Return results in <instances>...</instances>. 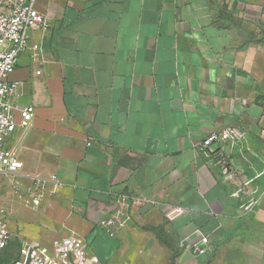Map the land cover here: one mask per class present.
I'll list each match as a JSON object with an SVG mask.
<instances>
[{
  "label": "crops",
  "instance_id": "0c3cea01",
  "mask_svg": "<svg viewBox=\"0 0 264 264\" xmlns=\"http://www.w3.org/2000/svg\"><path fill=\"white\" fill-rule=\"evenodd\" d=\"M37 8L50 28L29 32L7 98L18 118L35 108L8 141L23 164L18 178L49 183L29 215L35 241L74 232L101 264H139L131 238L148 227L177 264H206L253 222L248 206L264 187V0ZM229 126L248 138L210 156L204 140ZM226 160L233 175L222 173ZM113 217L124 225L114 236L99 225Z\"/></svg>",
  "mask_w": 264,
  "mask_h": 264
},
{
  "label": "built area",
  "instance_id": "2783aa9c",
  "mask_svg": "<svg viewBox=\"0 0 264 264\" xmlns=\"http://www.w3.org/2000/svg\"><path fill=\"white\" fill-rule=\"evenodd\" d=\"M39 0H0V187L5 179L13 177L12 183L16 199L26 209L36 210L42 205L48 195V180L40 176L22 178L17 181L19 170L22 168L12 149L8 147V141L18 129L31 126L35 118V108L30 106L19 110V118L14 114L13 108L8 104V96L14 91L10 83V77L14 73L20 55L28 49V35L31 30H49L47 18L38 10ZM34 58L38 56L39 46H33ZM41 72H38L40 74ZM225 136L220 132H214L203 142V148L212 157H223L224 143H239L248 138L246 129L229 126L225 130ZM228 136V137H227ZM222 173L230 176L235 169L229 160L222 167ZM241 192H246L243 189ZM261 195L253 198L248 209L254 212ZM148 203L145 199H134L135 205ZM7 212L2 207L0 200V257L8 247L12 239L11 227L7 221ZM119 224L123 227L118 217L105 219L100 222V227L114 236V228ZM202 243L208 245V238H202ZM195 253L204 255V249L194 248ZM13 264H101L100 259L89 254V246L85 239L74 233L55 238L50 244H35L23 242L18 258Z\"/></svg>",
  "mask_w": 264,
  "mask_h": 264
},
{
  "label": "rangeland",
  "instance_id": "374dc122",
  "mask_svg": "<svg viewBox=\"0 0 264 264\" xmlns=\"http://www.w3.org/2000/svg\"><path fill=\"white\" fill-rule=\"evenodd\" d=\"M7 145L10 146V144ZM15 181L13 177L7 178L0 187L1 204L7 212V221L12 229L10 247L5 253V258L8 261L17 257L19 249L25 241L48 244V235L47 239L35 241L37 236L32 232L35 225L29 216L33 211L26 209L16 199L12 186ZM17 181L22 183L23 179L18 178ZM261 194L256 209L251 213L255 219L248 223L246 231L238 235L235 242L216 250L206 264H264V187ZM140 228H138L137 234L131 238L132 250L130 249V254L139 258L137 259L139 264H177L174 252L162 248V239L156 230H149L148 227H143L142 230ZM89 254H92L90 250Z\"/></svg>",
  "mask_w": 264,
  "mask_h": 264
},
{
  "label": "trees",
  "instance_id": "16d2710c",
  "mask_svg": "<svg viewBox=\"0 0 264 264\" xmlns=\"http://www.w3.org/2000/svg\"><path fill=\"white\" fill-rule=\"evenodd\" d=\"M10 243H11V242H10ZM9 247H10V244H9L8 247L3 251L2 256L0 257V264H13V262L18 258L19 253H18L17 257H16L15 259L11 260V261H8V260L5 258V253L7 252V250L9 249ZM174 254H175V257L177 258V255H178L177 252H174Z\"/></svg>",
  "mask_w": 264,
  "mask_h": 264
},
{
  "label": "water",
  "instance_id": "95a60500",
  "mask_svg": "<svg viewBox=\"0 0 264 264\" xmlns=\"http://www.w3.org/2000/svg\"><path fill=\"white\" fill-rule=\"evenodd\" d=\"M204 247H205V246L202 245V244H199V245L197 246V248L200 249V250H201V249H204Z\"/></svg>",
  "mask_w": 264,
  "mask_h": 264
}]
</instances>
